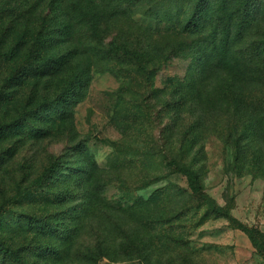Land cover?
Masks as SVG:
<instances>
[{
  "label": "rangeland",
  "instance_id": "obj_1",
  "mask_svg": "<svg viewBox=\"0 0 264 264\" xmlns=\"http://www.w3.org/2000/svg\"><path fill=\"white\" fill-rule=\"evenodd\" d=\"M162 1L130 6L132 21L149 28V35L121 17L105 40L120 37L128 46L151 51L155 59L167 55L151 84L145 85L135 66L121 78L92 70L85 97L73 109L76 133L62 126L42 138L0 141V204L9 215H55L66 225L77 210L80 227L63 264H264L242 231L197 207L186 178L168 163L175 158L190 164L217 204L264 232V74L250 78L213 67L194 75L202 60L195 61L192 38L143 14ZM257 5L259 28L255 25L247 47L264 36V0ZM74 70L65 68L45 80L42 93L48 95L36 98L56 97ZM188 76L196 78L195 97L181 101L186 94H173L171 84ZM18 93L13 108L0 114V123L19 110L27 95L23 89ZM81 141L86 159L76 156L74 147ZM77 159L75 167L82 172L67 171ZM52 162L64 164L55 193H67L59 200L32 189ZM0 237L21 241L5 227ZM96 251V262L81 255Z\"/></svg>",
  "mask_w": 264,
  "mask_h": 264
},
{
  "label": "trees",
  "instance_id": "obj_2",
  "mask_svg": "<svg viewBox=\"0 0 264 264\" xmlns=\"http://www.w3.org/2000/svg\"><path fill=\"white\" fill-rule=\"evenodd\" d=\"M144 1L0 0V114L13 108L19 90H25L23 95H27L20 100L16 115L0 123V141L12 136L42 138L55 134L62 126L69 134L76 133L73 109L85 97L92 70L121 78L130 66H135L136 74L145 85H150L153 72L169 58L167 55L155 59L151 51L128 46L117 40L120 37L105 42L110 25L120 22L121 17L131 20L129 27L137 28L139 33L150 34L149 28L136 24L130 16V6ZM163 1V5L147 7L143 14L192 38L195 61L202 60L200 70L194 69V75L197 76V71L205 75L215 67L244 77L263 76L264 36L256 38L250 47L245 45L256 26L259 28L257 0ZM61 45L63 51L59 49ZM65 68L75 70L65 80L60 93L37 99L39 95H48L42 93L44 81ZM195 82L194 76H188L184 81L172 83L173 94H186L179 96L181 101L193 99ZM74 148L77 158L88 157L82 141ZM12 154L11 151L8 155ZM79 159L67 166V171L82 172L81 167H75ZM168 163L172 172L186 178L197 207L204 206L207 213L227 219L232 227L242 231L264 261V232L240 222L228 208L217 204L190 164L175 158ZM63 169V163H50L35 179L32 189L42 191L49 200L64 197L67 193L64 190L55 193L60 189L58 178ZM75 212L69 215L73 219L71 225H66L55 215H9L0 204V228H8L21 239L14 244L0 237V264H42L43 261V264H63L62 256L80 227ZM97 251L81 255L96 262Z\"/></svg>",
  "mask_w": 264,
  "mask_h": 264
},
{
  "label": "crops",
  "instance_id": "obj_3",
  "mask_svg": "<svg viewBox=\"0 0 264 264\" xmlns=\"http://www.w3.org/2000/svg\"><path fill=\"white\" fill-rule=\"evenodd\" d=\"M248 242H249V241H248ZM249 246H251L250 242H249ZM251 248H252V246H251Z\"/></svg>",
  "mask_w": 264,
  "mask_h": 264
}]
</instances>
